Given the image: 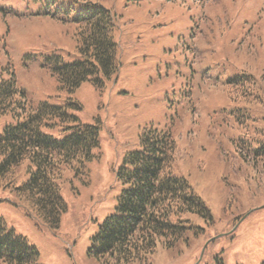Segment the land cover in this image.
I'll return each mask as SVG.
<instances>
[{"label": "rangeland", "instance_id": "374dc122", "mask_svg": "<svg viewBox=\"0 0 264 264\" xmlns=\"http://www.w3.org/2000/svg\"><path fill=\"white\" fill-rule=\"evenodd\" d=\"M98 3L117 17L115 78L59 90L47 56L79 59L75 28L50 17L41 0H0V79L11 71L26 99L67 106L82 125L98 127V158L82 174L64 170L67 206L52 230L27 214L13 187L0 185V221L39 253L40 264H112L88 255L98 226L122 190L117 170L138 148L143 128L169 130L172 175L187 180L209 222L171 248L157 246L131 264H261L264 261V0H64ZM16 119L0 116V133ZM62 128L42 131L62 139ZM27 162L13 186L28 177Z\"/></svg>", "mask_w": 264, "mask_h": 264}, {"label": "trees", "instance_id": "16d2710c", "mask_svg": "<svg viewBox=\"0 0 264 264\" xmlns=\"http://www.w3.org/2000/svg\"><path fill=\"white\" fill-rule=\"evenodd\" d=\"M50 17L75 28L79 59L65 63L58 55L47 56V66L59 90L73 92L84 82L102 83L117 74L119 32L117 17L91 1L82 4L64 0H41ZM77 1V0H76ZM0 79V116L10 114L16 122L0 133V185L13 187L27 214L54 230L67 206L60 194L64 170L86 176L85 164L98 158V127L82 125L67 106L43 102L33 105L10 71ZM62 128V139L45 134L42 128ZM176 144L169 130L143 128L138 148L123 157L117 170L122 190L113 212L98 226L88 255L112 264L146 262L158 244L171 248L187 231L197 229L191 216L211 220L203 201L187 180L172 175ZM253 154L264 162V140ZM27 162V179L13 186L16 169ZM0 264H40L39 253L27 240L0 221ZM264 264V261L261 263Z\"/></svg>", "mask_w": 264, "mask_h": 264}]
</instances>
